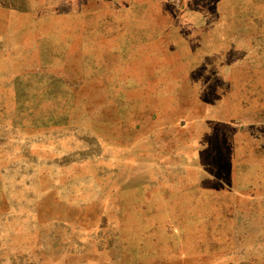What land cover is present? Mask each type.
<instances>
[{"label":"crops","instance_id":"crops-1","mask_svg":"<svg viewBox=\"0 0 264 264\" xmlns=\"http://www.w3.org/2000/svg\"><path fill=\"white\" fill-rule=\"evenodd\" d=\"M93 1L79 5V43L67 32L72 24L59 21L70 18L72 6L0 5V43H12L7 36L13 34L17 39L15 53L1 52L0 59L18 61L16 69L0 67V264H88L89 233L68 222L101 215L129 221L120 223L110 246L128 264H201L208 258L200 254L198 216L191 227L190 220H178L186 212L175 207L168 211L170 221L159 228L151 223L154 198L160 200L147 195L160 186L155 179L129 180L127 190L110 201L90 204L89 181L57 178L62 165L55 154L46 159L40 153L37 113L47 111L42 125L50 129L56 110L40 98L47 86L41 89L31 77L65 82L74 75L70 80L79 84L69 88L80 91L81 100L67 111L63 127L79 129L85 138L128 139L131 171L144 176L150 171L142 157L168 141H195L200 133L231 136L248 116L236 77L255 67L232 63L237 54L229 55L233 45L264 44V0ZM58 31L65 37L66 66L74 72L57 66ZM4 76L15 83H2ZM10 96L14 110L6 115L1 102ZM19 123L29 130L23 137ZM140 140L144 144L134 142Z\"/></svg>","mask_w":264,"mask_h":264},{"label":"rangeland","instance_id":"rangeland-1","mask_svg":"<svg viewBox=\"0 0 264 264\" xmlns=\"http://www.w3.org/2000/svg\"><path fill=\"white\" fill-rule=\"evenodd\" d=\"M178 1L170 0L174 5ZM81 2L82 0H0V5L16 8L54 3L63 7L72 6L70 18L63 17L59 21L72 24V30L67 29V32L78 39L76 41L79 43ZM93 2L90 0L89 5ZM59 34L58 31L57 41L60 45L58 44L57 66L63 72H74L66 66V58H63L62 52L65 37L60 38ZM7 37L12 43H0V53H15L12 49L17 46V39L14 34ZM232 48L233 55L229 56L237 54L232 63L252 65L255 68L236 77V90L246 100L248 116L233 130L231 136L218 137L214 134L207 138L206 134L200 133L202 137L195 141L185 140L178 145L174 141H168L166 147L158 149L159 152H151L147 160L145 156L142 157L145 170L150 172L138 177L131 171L128 139L106 140L91 135L85 138L81 130L66 128L61 124L67 111L76 104L75 101L81 100L80 91L69 88L79 84L70 80H74L75 76L69 75L66 84L60 76L46 81L45 76L39 74L31 79L44 85L41 89L47 86L48 90L44 93L41 91L40 98H45L47 104L49 99L57 116L56 127L48 129L44 128L42 122L49 114L42 108L37 112L41 121L38 132L42 158H52L55 154L56 160L62 165L60 172L58 171V179L75 183L89 181L90 204L110 201L120 191L127 190L129 180L153 178L160 186L149 189L147 195L159 197L160 200L156 201L154 198L157 210L151 223L157 228L161 227L162 220L168 218L170 221L174 217L168 213H172L171 209L175 207L183 208L186 212L178 220H190L191 227L198 216L195 227L201 232L200 254L202 258H208L201 264H264V44L246 42L233 45ZM73 53L77 57L79 50H74ZM17 62L15 59H0V67L16 69ZM227 63L223 65L226 73L229 67ZM21 66L27 67V64ZM2 78V83H15L13 76ZM7 100V103H1L4 114L10 115L14 110V97L10 96ZM23 113L21 111L17 115ZM20 123L17 126L23 137L29 130H25ZM134 142L144 144L145 141ZM101 216L73 224L68 222L69 228H74L75 224H83V228L89 233L92 245L90 244L88 264H128V260L122 259L121 253L114 252L110 246L112 234L121 229L120 223L129 221L104 219ZM191 263L197 264L195 259Z\"/></svg>","mask_w":264,"mask_h":264}]
</instances>
